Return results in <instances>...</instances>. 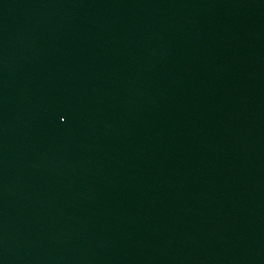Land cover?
I'll return each instance as SVG.
<instances>
[{
  "label": "water",
  "instance_id": "obj_1",
  "mask_svg": "<svg viewBox=\"0 0 264 264\" xmlns=\"http://www.w3.org/2000/svg\"><path fill=\"white\" fill-rule=\"evenodd\" d=\"M0 264H264V0H0Z\"/></svg>",
  "mask_w": 264,
  "mask_h": 264
}]
</instances>
